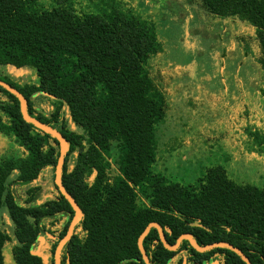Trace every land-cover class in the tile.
Here are the masks:
<instances>
[{"label": "trees", "instance_id": "trees-1", "mask_svg": "<svg viewBox=\"0 0 264 264\" xmlns=\"http://www.w3.org/2000/svg\"><path fill=\"white\" fill-rule=\"evenodd\" d=\"M193 1L216 23L237 21L238 30L258 43L251 77L264 103V0ZM155 5L0 0V80L25 97L33 118L67 142L62 183L81 208L84 230L69 241L70 264H145L138 243L151 223L169 228V245L187 234L200 246L230 243L252 264H264V186L239 182L221 165L191 184L158 170V130L171 109L173 76L161 62L166 42ZM241 47L245 57L252 54L247 41ZM9 66L29 73L15 77ZM241 115L248 118L251 142L260 140L264 126L251 129V112ZM0 133L18 150L0 159V219L10 223L9 231L0 229V264H46L33 255L42 221L74 211L61 193L38 204L42 188L32 183L45 169L55 181L60 142L26 122L18 98L1 86ZM17 185L28 187L24 204ZM154 238L156 229L143 243L150 264H172L176 256L177 264L183 257L201 264L216 255L225 264H246L227 248L201 253L184 241L169 251L160 242L153 247Z\"/></svg>", "mask_w": 264, "mask_h": 264}, {"label": "rangeland", "instance_id": "rangeland-1", "mask_svg": "<svg viewBox=\"0 0 264 264\" xmlns=\"http://www.w3.org/2000/svg\"><path fill=\"white\" fill-rule=\"evenodd\" d=\"M160 4L155 13L166 42L161 62L173 78L171 109L158 130V170L189 184L221 165L239 182L264 186V132L261 129L260 140L251 142L248 118L241 115L250 109L249 122L256 126L251 129L264 126V104L259 105L256 95L259 84L250 80L256 71L254 59L260 55L258 43L238 30L237 21L216 23L193 0ZM241 41L249 43L248 57ZM17 153L0 133V159Z\"/></svg>", "mask_w": 264, "mask_h": 264}, {"label": "flooded vegetation", "instance_id": "flooded-vegetation-1", "mask_svg": "<svg viewBox=\"0 0 264 264\" xmlns=\"http://www.w3.org/2000/svg\"><path fill=\"white\" fill-rule=\"evenodd\" d=\"M155 1V6H161V1L162 0H154ZM187 6V5H186ZM185 6V7H186ZM231 20H228L226 22H229ZM236 26V24H235ZM237 27V26H236ZM238 28V27H237ZM238 40H240V38L238 37L237 38ZM245 42V41H244ZM244 42L241 41V44L243 45ZM240 44V46H241ZM224 45H227V43L225 42ZM223 45V46H224ZM228 48V47H227ZM227 51V50H226ZM226 51L224 50V53H226ZM224 56V59H225V54L223 55ZM222 56V58H223ZM223 66V65H222ZM253 78L250 77V80H252ZM257 99L259 100V105L260 103L264 104L258 97ZM261 101V102H260ZM258 105V104H256ZM250 111V109L248 110ZM252 111V110H251ZM245 114V113H243ZM50 169H45L41 172L40 176L38 177V180H34L33 183H32V186H40L42 188L41 192H40V198L42 199L41 201L38 202V204H46L47 202H49L50 200H55L57 198L60 197V193L62 194L60 188L58 187L57 183H56V179L55 181L52 180V178H50ZM94 180V178L92 179V181ZM198 179L195 181L197 182ZM193 182V183H195ZM181 183V182H180ZM191 184V183H189ZM16 189L20 192L19 195L20 197H17V199L20 201V203L24 204V200H26L27 198V195H26V192H27V189L28 187H21V185H17L15 186ZM66 189V188H65ZM71 195V194H70ZM72 196V195H71ZM73 197V196H72ZM74 198V197H73ZM76 201V200H75ZM70 203V202H69ZM71 204V203H70ZM78 204V203H77ZM72 205V204H71ZM80 207V206H79ZM73 208V206H72ZM81 209V208H80ZM167 210V209H166ZM164 210L165 212H168V210L166 211ZM73 211L74 213L71 214V212H65V213H60L54 217H51V218H48V219H44L42 222V225H41V230H40V234L39 236L37 237L36 239V242H35V245H34V250L35 252H41L42 253V256L41 258L43 259V257H46L48 259V262L51 263V261H53L55 264H56V253H57V249H58V246L60 244V242L67 236V234L69 233V230L71 228V225L73 223V220L75 218V215H76V212L73 208ZM5 215V214H3ZM8 222V226L4 225L2 222H1V219H0V229H6V230H10V223L9 221ZM161 227V226H160ZM196 227V226H194ZM199 227H205L207 228V226L205 225H202L200 224ZM162 228V227H161ZM147 229V228H146ZM153 229H156V228H152L149 232V234L151 233V231ZM157 230V229H156ZM162 231H163V234H164V238L166 240V242L168 243V240H167V237H166V234L165 232H170L169 228L168 227H165V228H162ZM84 233V230H83V227L81 226V222L78 221L76 223V225L74 226V229H73V235H83ZM148 234V235H149ZM147 235V236H148ZM146 236V238H147ZM157 236L158 238H154V240L152 241V246L154 247L155 245H158L159 242L164 246V248L166 250H168L162 239H161V236H160V233L159 231L157 230ZM71 237V238H72ZM145 238V239H146ZM180 238V237H179ZM178 238V239H179ZM144 239V241H145ZM177 239V240H178ZM71 240V239H70ZM69 240V241H70ZM176 240V242H177ZM69 241L64 245V247L62 248L61 252H60V255H59V259H60V264L62 263H66V264H70V255H69V251H68V244H69ZM143 241V243H144ZM184 241H188V240H184ZM182 241V243L184 242ZM175 242V243H176ZM189 242V241H188ZM182 243L180 244V246L182 245ZM190 243V242H189ZM169 244V243H168ZM191 245V244H190ZM6 250H10V244H6ZM179 246V247H180ZM234 246V245H233ZM139 247V245H138ZM178 247V248H179ZM217 249V248H216ZM140 250V249H139ZM177 250V249H176ZM146 251V250H145ZM170 251V250H169ZM234 252V251H233ZM141 253V251H140ZM147 253V251H146ZM142 255V253H141ZM148 256V254H147ZM149 258V256H148ZM180 257L179 256H176V259L172 261V264H177L176 263V260L179 259ZM142 259H143V255H142ZM183 264H199V261H196L194 260L193 258H184L183 257ZM7 263H9V258L7 256ZM144 260V259H143ZM44 261V260H43ZM150 261V260H149ZM191 261V262H190ZM225 260L223 259L222 256H219V255H216L214 257H211L210 260H203V262L201 264H225L224 262ZM145 262V261H144ZM146 264V262H145Z\"/></svg>", "mask_w": 264, "mask_h": 264}, {"label": "water", "instance_id": "water-1", "mask_svg": "<svg viewBox=\"0 0 264 264\" xmlns=\"http://www.w3.org/2000/svg\"><path fill=\"white\" fill-rule=\"evenodd\" d=\"M223 61V65H224V56L222 58ZM8 71L10 74L14 75L15 77H23L25 75H27L29 73V71L27 69L24 68H17L15 66H9L8 67ZM0 86L3 87L4 89H6L7 91L11 92L13 95H15L19 102H20V109H21V113L22 116L24 118V120L34 126H36L37 128H39L40 130L44 131L45 133H48L50 135H52L53 137L57 138L58 141L60 142V146H61V152H60V157H59V161L57 164V168H56V183L58 185V187L60 188L62 194L66 197V199L72 204L76 215L75 218L73 220V223L71 225V228L69 230V233L67 234V236L60 242L58 249H57V253H56V264H60V259H59V255L60 252L62 250V248L64 247V245L71 239L72 235H73V229L74 226L76 225V223L80 220L81 216H82V211L79 207V205L77 204V202L75 201V199L70 195V193L65 189L63 183H62V169H63V164L65 161V155L67 152V142L64 138V136L57 130H55L54 128H52L51 126H48L42 122H40L39 120L33 118L27 111V101L25 99V97L14 87H12L11 85L7 84L4 81L0 80ZM152 228H156L161 236V239L165 245V247L170 250V251H175L176 249H178V247L180 246V244L182 243V241L184 240H188L191 244V246L197 250L198 252L204 253L207 252L209 250H213L216 248H227L230 249L232 251H234L235 253H237L246 264H252L251 261L249 260V258L237 247L233 246L230 243L227 242H220V243H214V244H210L207 246H200L194 239L192 236L190 235H182L177 242L174 245H169L165 238H164V234L162 231V228L160 227V225L158 223H151L147 229L145 230V232L143 233V235L141 236L140 240H139V249L143 255V259L146 262V264H150L149 258L147 256V253L145 251V248L143 246V241L146 238V236L149 234L150 230ZM33 255L35 256H42L41 252H33ZM44 262L47 264L48 263V259L46 257H43Z\"/></svg>", "mask_w": 264, "mask_h": 264}]
</instances>
